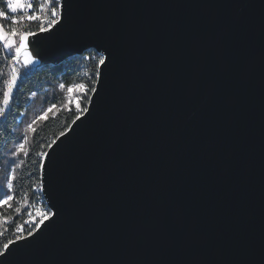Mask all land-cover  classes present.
Returning a JSON list of instances; mask_svg holds the SVG:
<instances>
[{
	"label": "water",
	"instance_id": "obj_1",
	"mask_svg": "<svg viewBox=\"0 0 264 264\" xmlns=\"http://www.w3.org/2000/svg\"><path fill=\"white\" fill-rule=\"evenodd\" d=\"M68 2L39 69L108 59L41 159L55 222L7 264H264V0Z\"/></svg>",
	"mask_w": 264,
	"mask_h": 264
},
{
	"label": "snow or ice",
	"instance_id": "obj_2",
	"mask_svg": "<svg viewBox=\"0 0 264 264\" xmlns=\"http://www.w3.org/2000/svg\"><path fill=\"white\" fill-rule=\"evenodd\" d=\"M71 7L72 5L69 4L68 0H3V6L0 7V55L3 56L11 68V79L7 90L2 92L0 119L6 118L12 104L15 102V92L20 90L18 81L27 75L22 70L31 69L33 74L39 71V53H33L31 38H39L41 34L55 35L56 32L64 28L65 22L69 23ZM32 23L39 24L38 32H33L23 27L25 24L30 25ZM85 58L90 59L91 57ZM107 59L105 55H100L98 66L106 65ZM96 83L97 81L94 79L90 85L85 83L68 85L61 83L59 85L61 89L67 87L69 111H71L73 105L75 107V119L72 120V124H75L89 112L84 102L86 100L91 102L89 93H97ZM32 95L35 96L36 93L33 92ZM56 107V104H51L38 119L46 120L48 113L52 112ZM35 122L34 120L28 124V130H31L33 134L36 132L33 126ZM60 136L64 137L65 132H61ZM27 143V136H24L22 140L16 143L14 150L11 152L14 159L5 166L8 171L6 177H4L5 182L0 183V209L5 206L12 208L16 203L17 193L14 191V183L17 180V171L25 163V160L21 157H30L31 155L25 148ZM53 144H55V141H53ZM48 147L51 148L52 144H49ZM47 155V153L40 154L41 157ZM40 167L41 169L45 168V164L42 161L40 162ZM25 199L31 203L27 196H25ZM16 211L21 212V209L17 208ZM27 215L29 219L25 221V224L30 226L25 227L21 224L16 225L14 229L9 228L12 238H8L3 231H0V257L4 258V264H7L8 256L12 254L14 249L21 246V242H28L29 237L33 238L34 242L44 228L53 224L57 213L45 208L37 209L35 215L31 211H27Z\"/></svg>",
	"mask_w": 264,
	"mask_h": 264
},
{
	"label": "trees",
	"instance_id": "obj_3",
	"mask_svg": "<svg viewBox=\"0 0 264 264\" xmlns=\"http://www.w3.org/2000/svg\"><path fill=\"white\" fill-rule=\"evenodd\" d=\"M2 6L3 0H0V7ZM28 30L33 32L39 30V24H30ZM89 56L90 59L85 58ZM97 71L98 60L93 59L89 52L80 56H73L59 64L40 68L34 74L31 69L25 71L27 75L18 81L20 90L15 92V102L12 104L6 118L0 122V183L3 175V150L17 138L14 127L20 113L28 106L30 95L35 92L38 94L39 100L60 105L64 99L62 93L56 91L58 83L66 85L85 83L90 85L94 79L96 80ZM9 80L10 66L0 55V101H2V92L7 89ZM46 89H51L54 93H46ZM87 103L86 100L84 102L85 106H87ZM74 118L75 111L73 109L69 111V109L61 108L56 114L48 116L46 120H41L35 127V134L32 132L27 149L31 155L30 157H23L25 163L17 171V180L14 183V191L17 193L16 203L12 208L5 206L0 209V231H3L8 238H12L9 228L14 229L16 225L21 224L27 226L25 221L29 207L22 206L24 201L28 202L25 196L31 201V203L28 202L29 205H39L37 202L40 195V162L42 159L40 154L45 152L52 140L63 132ZM40 206L45 208L44 203ZM17 208H20L21 212H17ZM2 219L5 220L2 221Z\"/></svg>",
	"mask_w": 264,
	"mask_h": 264
},
{
	"label": "rangeland",
	"instance_id": "obj_4",
	"mask_svg": "<svg viewBox=\"0 0 264 264\" xmlns=\"http://www.w3.org/2000/svg\"><path fill=\"white\" fill-rule=\"evenodd\" d=\"M38 24V23H37ZM30 25H23V27L27 28L29 27ZM28 70V69H27ZM26 69L25 70H22L23 72L27 71ZM10 79H11V68H10ZM10 82V80H9ZM61 83H58L57 84V87H56V91L62 93L63 95V102L62 104H57V103H54V102H45V101H41L39 100L38 98V94H36L35 96H33L32 94L30 95V101H29V104L28 106L20 113V116L18 117L17 119V124L15 125L14 127V131L17 135V138L14 142H12L6 149L3 150V153H2V168H3V175H2V182L1 183H4V177H6L7 175V167H5L6 165L10 164V162L14 159L11 155V152L12 150H14L15 146H16V143L19 141V140H22V138L24 136H27L28 138V143L25 145V148L28 149V144H29V140H30V137H31V134H32V131L31 130H28V124L32 123L34 120L36 121L35 124L33 125L34 128L37 126V124L41 121V119H38L39 116L43 115V113L51 106V104H56L57 107L55 109H53L52 112H49L48 113V116L50 115H54L58 112L59 109L61 108H65V109H69V105H68V100H69V93L67 92V87H65L64 89H61L59 87ZM73 84H76V83H73ZM7 90V89H6ZM46 93H54L51 89H46ZM71 109H73L75 111V107L74 105L71 107ZM3 119H0V122L2 121ZM23 158V157H21ZM14 166V165H12ZM23 207H29V210L28 211H31L33 212V214L35 215V212L37 209H45L43 206H40V205H29L27 201H24L23 204H22ZM49 210V209H48ZM29 217L27 215V218L26 220H28ZM5 219H2V221H4ZM27 225V224H26ZM30 225H27L25 227H29Z\"/></svg>",
	"mask_w": 264,
	"mask_h": 264
},
{
	"label": "built area",
	"instance_id": "obj_5",
	"mask_svg": "<svg viewBox=\"0 0 264 264\" xmlns=\"http://www.w3.org/2000/svg\"><path fill=\"white\" fill-rule=\"evenodd\" d=\"M88 52L91 53L93 59H97V60H99V56H100V54H98V53H96V52H94V51H92V50H90V51H88ZM37 203H38L39 205H42V203L45 204V200H44L43 196L41 195V193H40V195H39V197H38V202H37ZM45 208L48 209V208L46 207V205H45Z\"/></svg>",
	"mask_w": 264,
	"mask_h": 264
}]
</instances>
